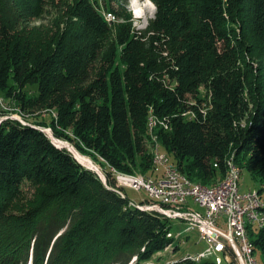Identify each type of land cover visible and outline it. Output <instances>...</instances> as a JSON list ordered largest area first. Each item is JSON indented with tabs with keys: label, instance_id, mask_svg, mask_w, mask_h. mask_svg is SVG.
I'll return each mask as SVG.
<instances>
[{
	"label": "trees",
	"instance_id": "trees-1",
	"mask_svg": "<svg viewBox=\"0 0 264 264\" xmlns=\"http://www.w3.org/2000/svg\"><path fill=\"white\" fill-rule=\"evenodd\" d=\"M150 1L136 30L126 0H0V94L51 113L0 121V264H162L172 218L109 171L157 177L156 145L192 182L236 165L264 194V0ZM47 127L97 154L103 178Z\"/></svg>",
	"mask_w": 264,
	"mask_h": 264
},
{
	"label": "built area",
	"instance_id": "built-area-1",
	"mask_svg": "<svg viewBox=\"0 0 264 264\" xmlns=\"http://www.w3.org/2000/svg\"><path fill=\"white\" fill-rule=\"evenodd\" d=\"M108 22L111 18L106 17ZM151 119L149 120L150 130ZM154 140L155 137H152ZM157 159H167V166L156 168L157 177L145 178L141 174L119 176V186L129 187L136 191H145L148 202L143 206L169 217L181 218L197 229L206 240L208 247L196 254L206 257L211 253L231 255L234 264H263L254 257L259 253L251 241H246L242 227L241 215H249L256 224V230L264 233V196L257 201V208H249V199H254L257 189L246 193L239 192V177L233 175L222 182H215V189H199L198 183L189 180L176 166L154 147ZM228 161H232L229 159ZM194 205L196 208H194ZM219 261V259H218Z\"/></svg>",
	"mask_w": 264,
	"mask_h": 264
},
{
	"label": "rangeland",
	"instance_id": "rangeland-1",
	"mask_svg": "<svg viewBox=\"0 0 264 264\" xmlns=\"http://www.w3.org/2000/svg\"><path fill=\"white\" fill-rule=\"evenodd\" d=\"M153 3L150 0H126L125 8L127 13H130L131 18L130 21H127L126 24H131L132 27L136 30L143 29L146 27L147 22L152 18L154 14ZM112 23L111 21H108ZM122 22V21H119ZM116 24V25H115ZM112 33L115 34L118 28V23L115 21L112 25ZM26 97L32 98L35 95V89L32 86H29L25 90ZM32 109L22 110L19 103L15 102V100H10L4 97L3 94H0V121L6 117H10L12 119H16L21 123H35V121H39L43 119L44 122L48 123L51 118V113L43 111V112H32ZM158 125V124H157ZM48 136L53 140H56L58 143H62L63 146L68 149L74 156H76L77 160H79L83 166H86L89 169H92L96 172L100 170V167L97 165L99 160L100 162H104L97 154L90 155L83 151L78 150L72 141H68L66 139H57L52 135V131L49 127L43 129ZM76 141V139H74ZM72 149H71V148ZM150 150V149H149ZM154 150V148L152 149ZM151 151V150H150ZM152 152V151H151ZM96 157V160L94 159ZM141 158L139 156H135L136 167L140 166ZM93 166V167H92ZM107 167V164H105ZM158 168H162L161 166ZM107 169H109L107 167ZM113 175H115L116 181L119 176L127 175L129 173L117 171L115 169H109ZM100 173V172H99ZM125 173V174H124ZM140 175V172H137ZM129 177H135L137 174H129ZM145 178H149V176L141 174ZM128 176V175H127ZM239 192L246 193L248 191H252L259 188V182L253 177V175L247 170L242 169L239 175ZM102 177V175H100ZM103 178V177H102ZM215 183V182H214ZM126 188V194L129 198L134 201H139L146 197L145 191H136L129 187ZM194 208L196 206L194 205ZM186 219L180 218H172L171 225V234L173 236V242L165 250L158 254L161 258L163 257L162 264H165L169 261L177 260L182 257L191 256L196 257L194 255L204 252L208 244L206 240L201 236L200 232L197 229H191V226L185 221ZM254 257L258 262H262L261 254L255 253ZM199 260L209 261L214 264H232V257L229 254L224 253H211L206 257H198ZM219 259V261H218Z\"/></svg>",
	"mask_w": 264,
	"mask_h": 264
},
{
	"label": "bare ground",
	"instance_id": "bare-ground-1",
	"mask_svg": "<svg viewBox=\"0 0 264 264\" xmlns=\"http://www.w3.org/2000/svg\"><path fill=\"white\" fill-rule=\"evenodd\" d=\"M106 17L111 18L109 21H111V20L114 21V18L110 13H107ZM152 119H151L152 124H150V125L153 127L155 123L153 124ZM154 157H155V155H154ZM155 164H156V168H158L160 166L162 168H164L165 166H167V159H157L155 161ZM232 168H233V175L234 176L240 175L241 172H240L239 167L236 165H231L229 170L225 174V176L217 182H222V181L226 180L228 177H232ZM198 187H199V189H202V190H212V189H215V183H213L212 185H209V186H205V185L198 183ZM261 196H264V194H262L260 191L257 190V193H254V199H249V208H257V201L256 200H261ZM142 207H144L146 209H150V207H145V206H142ZM150 210H152V209H150ZM159 213H161V212H159ZM241 223H242L243 229L245 230L246 241H251L252 245L255 246V243L253 241L255 239V237L251 238V235L255 236V235L259 234V231L256 230L255 222L252 220V218L249 215H241ZM262 263L264 264L263 261H262Z\"/></svg>",
	"mask_w": 264,
	"mask_h": 264
},
{
	"label": "water",
	"instance_id": "water-1",
	"mask_svg": "<svg viewBox=\"0 0 264 264\" xmlns=\"http://www.w3.org/2000/svg\"><path fill=\"white\" fill-rule=\"evenodd\" d=\"M61 147H64V146H61ZM99 173V172H98ZM99 175H100V173H99Z\"/></svg>",
	"mask_w": 264,
	"mask_h": 264
},
{
	"label": "clouds",
	"instance_id": "clouds-1",
	"mask_svg": "<svg viewBox=\"0 0 264 264\" xmlns=\"http://www.w3.org/2000/svg\"><path fill=\"white\" fill-rule=\"evenodd\" d=\"M154 7V6H153Z\"/></svg>",
	"mask_w": 264,
	"mask_h": 264
}]
</instances>
